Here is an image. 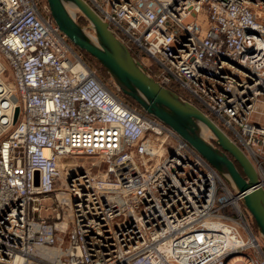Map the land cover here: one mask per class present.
<instances>
[{
	"label": "built area",
	"instance_id": "2783aa9c",
	"mask_svg": "<svg viewBox=\"0 0 264 264\" xmlns=\"http://www.w3.org/2000/svg\"><path fill=\"white\" fill-rule=\"evenodd\" d=\"M82 1L264 191V0ZM119 94L46 0H0V264H264L239 197Z\"/></svg>",
	"mask_w": 264,
	"mask_h": 264
},
{
	"label": "water",
	"instance_id": "95a60500",
	"mask_svg": "<svg viewBox=\"0 0 264 264\" xmlns=\"http://www.w3.org/2000/svg\"><path fill=\"white\" fill-rule=\"evenodd\" d=\"M46 2L54 24L69 43L92 57L121 95L132 100L144 114L172 129L214 168L239 197L264 242V191L257 188L256 172L239 148L195 106L156 82L108 24L82 0ZM75 13L88 22L87 27L75 20Z\"/></svg>",
	"mask_w": 264,
	"mask_h": 264
},
{
	"label": "trees",
	"instance_id": "16d2710c",
	"mask_svg": "<svg viewBox=\"0 0 264 264\" xmlns=\"http://www.w3.org/2000/svg\"><path fill=\"white\" fill-rule=\"evenodd\" d=\"M82 20H83V19H81V21L79 22V24H83V23H82ZM78 52H79V54H80L82 60H83L87 65H88V64H91V63H95L96 65L99 66V64H98V63H97L92 57H90L89 55H87V54H85V53H83V52H80V51H78ZM132 56H133L137 61L140 60V58H139L138 55H136V54H132ZM102 70H103V69H102ZM99 79H100V78H99ZM100 80H101V79H100ZM101 81H102V80H101ZM102 82H103V81H102ZM103 83H104V82H103ZM105 85L107 86V84H105ZM107 87H108V86H107ZM108 88H109V87H108ZM167 89L170 90L171 92L175 93V94L178 95L179 97L185 99V96H184V95H183L178 89H176V88H174V87H168ZM120 95H121V94H119V96H120ZM120 98H121L122 101H123L125 104H127L128 106L139 109L138 106H137L132 100L126 98V97L123 96V95H121ZM139 110H140V109H139Z\"/></svg>",
	"mask_w": 264,
	"mask_h": 264
},
{
	"label": "rangeland",
	"instance_id": "374dc122",
	"mask_svg": "<svg viewBox=\"0 0 264 264\" xmlns=\"http://www.w3.org/2000/svg\"><path fill=\"white\" fill-rule=\"evenodd\" d=\"M81 19H83L82 17H80L77 13H75V20L79 23L81 21ZM82 23L83 24H80L81 26L83 27H87L88 26V22L85 21L84 19L82 20ZM87 32L92 35V31L91 30H88L87 29ZM73 47V46H72ZM74 48V47H73ZM74 50L79 54L78 50L76 48H74ZM80 55V54H79ZM88 66L90 68H92L96 75L98 76V78H100L104 84H107V86L109 87V89H115V86L113 85V83L111 82L109 76L105 73L104 70H102L101 66L99 65H96L95 63H91V64H88ZM121 97V95H120ZM134 108V107H133ZM105 166H103L104 168Z\"/></svg>",
	"mask_w": 264,
	"mask_h": 264
},
{
	"label": "flooded vegetation",
	"instance_id": "af4514ba",
	"mask_svg": "<svg viewBox=\"0 0 264 264\" xmlns=\"http://www.w3.org/2000/svg\"><path fill=\"white\" fill-rule=\"evenodd\" d=\"M236 167H237L238 171L241 173V169L237 165H236Z\"/></svg>",
	"mask_w": 264,
	"mask_h": 264
},
{
	"label": "bare ground",
	"instance_id": "6f19581e",
	"mask_svg": "<svg viewBox=\"0 0 264 264\" xmlns=\"http://www.w3.org/2000/svg\"><path fill=\"white\" fill-rule=\"evenodd\" d=\"M92 37V36H91ZM206 138H208V134L205 135ZM234 261H236V259H234Z\"/></svg>",
	"mask_w": 264,
	"mask_h": 264
}]
</instances>
